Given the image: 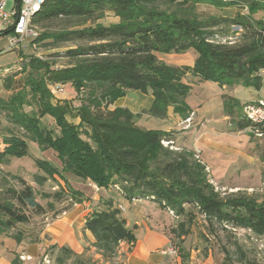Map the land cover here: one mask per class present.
Listing matches in <instances>:
<instances>
[{
	"label": "trees",
	"instance_id": "1",
	"mask_svg": "<svg viewBox=\"0 0 264 264\" xmlns=\"http://www.w3.org/2000/svg\"><path fill=\"white\" fill-rule=\"evenodd\" d=\"M200 5L216 10L236 7L245 13L204 18L197 12ZM259 11L264 12V0H45L31 20L43 31L30 42L37 48L83 44L50 55L65 58L63 65L31 54L4 69L12 75L2 80L10 93L6 98L0 96V116L39 149L54 154L55 161L35 160L43 175L34 176L38 185L55 178L63 183L60 191L48 197L69 205L54 216L82 201L83 194L67 181L74 177L99 190L116 189L130 201H151L176 218L185 217L165 233L183 262L187 256L182 243L176 247L173 239L182 242L187 237L194 210L211 230L214 226L242 229L264 237V197L218 191L193 152L173 149V132L137 125V115L127 108L109 109L133 90L152 97L145 111L148 117L163 120L172 107L187 119L191 110L186 98L191 87L184 79L188 76L259 91L264 87V15L254 18ZM106 13L117 21L99 23ZM53 22L62 25L47 31ZM188 50L196 54L191 66H169L156 57ZM56 85H69L84 96L77 106L56 100L51 93ZM27 106L33 107L29 113L24 111ZM223 106L230 115L238 101L224 97ZM45 116L54 121L56 132L42 124ZM247 126L244 123L242 128ZM27 151L22 136L1 135L0 165H8ZM17 180L20 189L8 187L0 195L4 230L28 223L26 210L37 216L48 213L36 201L32 187ZM48 208L52 211L53 205L49 203ZM120 213L112 200H106L86 217L83 228L91 233L103 257L113 256L119 243L135 241ZM51 248L57 251L56 264L73 257L66 247ZM224 253L226 258L227 251ZM10 264L22 262L14 256Z\"/></svg>",
	"mask_w": 264,
	"mask_h": 264
},
{
	"label": "crops",
	"instance_id": "2",
	"mask_svg": "<svg viewBox=\"0 0 264 264\" xmlns=\"http://www.w3.org/2000/svg\"><path fill=\"white\" fill-rule=\"evenodd\" d=\"M194 59L189 66L193 64ZM180 65L182 64H175ZM191 78V82L184 79L191 87L186 98V104L191 110L190 120L187 122L189 129L180 132L178 127L183 119L174 113L172 107L167 109L166 118L160 120L162 127L156 129L179 132L173 133L172 138L176 150L193 152L205 166L207 177L216 189L223 193L241 191L264 197V131L261 138L253 136L242 112L244 104L264 101V87L254 91L240 85L219 86L214 82ZM195 87L213 92L215 98L212 101L205 99L202 105L199 102L190 104L189 100L196 92ZM224 97L238 101V106L231 109L230 115L224 112ZM151 102L150 96V104ZM117 103L118 100L114 104ZM116 107L127 108L137 114V110L134 111L130 107L120 104ZM147 120L144 127L154 129L153 118L147 116ZM244 123H248L246 128H242ZM67 181L73 189L83 194L82 201L53 216L40 236H47V239L43 240L44 246L55 245L70 249L73 257L69 260H73V264H210L213 261L215 255L210 249L204 253L205 256H199L198 250L189 254L188 250L184 249V255L187 256L184 262L179 254H161L160 251L169 247L171 241L164 232L163 217L157 216L156 211L161 209L157 208L155 203L144 200L130 201L123 198L116 189L99 190L93 184L84 183L74 177H67ZM58 182L63 186L60 180ZM106 200H112L120 209L121 218L125 220L126 227L132 230L135 238L133 243H119L111 257H103L97 252L93 236L83 228L86 217L98 205L102 207ZM5 262L10 264L11 261Z\"/></svg>",
	"mask_w": 264,
	"mask_h": 264
},
{
	"label": "rangeland",
	"instance_id": "3",
	"mask_svg": "<svg viewBox=\"0 0 264 264\" xmlns=\"http://www.w3.org/2000/svg\"><path fill=\"white\" fill-rule=\"evenodd\" d=\"M10 3H8V6ZM197 12L200 17L207 16H223L232 17L237 12L245 13V10L239 8H225L222 10H216L208 6L200 5L197 7ZM263 11H259L254 15L255 19L262 18ZM117 18L112 13H106L102 19L98 22L104 25L115 23ZM62 25L60 22H53L47 27V31H55ZM234 30L236 28L234 27ZM39 29V33H41ZM83 44L77 43H65L57 48H36L33 50L29 42L26 41L21 47L10 48L8 38L4 35H0V96L6 98L10 92L4 90L2 86V80L12 75L11 72H3L4 69L10 68L19 62V58L27 57L28 55H34L36 57L46 58L49 61L56 62V65H63L67 63L65 58H50V55H56L68 48L75 47L76 45ZM159 61L169 66H175V64H182L180 66H189L192 60L196 57L193 50H188L182 54H156ZM50 58V59H49ZM19 79V76L16 78ZM16 80L15 86L18 85ZM188 82L192 81L190 76L186 77ZM60 88L58 91L57 89ZM52 95L56 100L67 101L74 106L79 104V101L83 98L84 94L77 93L71 86L56 85L51 88ZM56 89V90H55ZM194 97L189 100L190 104L199 102L203 104L204 100L209 98L211 101L215 98V94L209 93L207 89L196 88L194 89ZM122 105L123 107H130L134 111L137 110L136 124L145 126L147 115L145 111L150 106V94H142L137 91L128 90L124 97L118 99V103L110 106L109 109H113L116 105ZM115 106V107H116ZM33 107H24L25 112H31ZM211 111V109L209 108ZM213 112V111H211ZM210 112V113H211ZM191 113V112H190ZM70 121L77 123V120L69 119ZM42 124L51 131H57L54 125V121L50 117H43L41 119ZM186 119H183L178 127L180 132H184L189 129ZM153 128H161V122L158 119L152 120ZM191 125V124H190ZM148 126V125H147ZM188 127V128H187ZM174 134L179 133L176 130H171ZM9 133L17 136H22L28 143L27 154L21 158L12 159L8 165H0V195L4 193L5 189L12 187L14 189H20V183L17 178H21L27 185H30L35 192L36 201L42 205V207L48 211L46 215H34L32 212L26 210L29 215V221L26 224H17L9 230H4L0 226V264H5L6 260L10 262L14 256H19L22 264H56L54 262L57 251L53 250L51 245L44 246L43 240L47 239V236H40L44 230L45 225L54 216V213L63 209L69 205V202L58 203L51 196L53 193L60 191L59 179L48 180L43 185H38L34 181L36 174L43 175L35 165V160L42 159L48 161H55L54 154L48 150H41L37 144L29 141L27 137H24L22 131L18 130L12 123L7 121L2 115L0 116V139L1 135H8ZM176 146V145H175ZM173 146V149H177ZM197 158V157H195ZM95 188V187H94ZM96 189V188H95ZM218 191H220L218 189ZM142 202V201H141ZM139 201V203H141ZM53 205L52 211L49 210L48 204ZM156 207V206H155ZM157 208H159L157 206ZM158 217H163L164 232L174 228L178 222L185 221V217L176 218L173 214L167 211H156ZM195 218L189 228V234L182 242L179 239H173V243L176 247L183 245L185 251L191 254V251H199V256H205L207 250H211L215 255L213 261L210 264H264V237H257L250 232L242 229H235L232 231L230 228H221L214 226L211 230L207 227V224L203 217L199 215L195 210L193 211ZM127 216V215H126ZM224 251H227L226 258H224ZM98 252V251H97ZM205 253V254H204ZM65 264H73V260H68Z\"/></svg>",
	"mask_w": 264,
	"mask_h": 264
},
{
	"label": "built area",
	"instance_id": "4",
	"mask_svg": "<svg viewBox=\"0 0 264 264\" xmlns=\"http://www.w3.org/2000/svg\"><path fill=\"white\" fill-rule=\"evenodd\" d=\"M44 2L45 0H0V35L8 38L10 48L18 49L26 41L33 50L37 48L36 44L30 41L38 38L39 30L31 24V20L40 11ZM236 31H240V28H236ZM59 89L57 90L60 91ZM242 112L243 118L249 123V132L256 138H261L264 127V101L246 103L242 107ZM189 120L186 119L187 122ZM160 253L177 255L176 249L171 245Z\"/></svg>",
	"mask_w": 264,
	"mask_h": 264
}]
</instances>
